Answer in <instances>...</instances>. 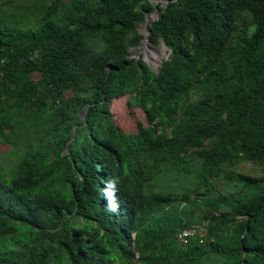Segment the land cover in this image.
Here are the masks:
<instances>
[{"label": "trees", "instance_id": "1", "mask_svg": "<svg viewBox=\"0 0 264 264\" xmlns=\"http://www.w3.org/2000/svg\"><path fill=\"white\" fill-rule=\"evenodd\" d=\"M167 1L154 70L150 0H0V264H264V0Z\"/></svg>", "mask_w": 264, "mask_h": 264}, {"label": "rangeland", "instance_id": "2", "mask_svg": "<svg viewBox=\"0 0 264 264\" xmlns=\"http://www.w3.org/2000/svg\"><path fill=\"white\" fill-rule=\"evenodd\" d=\"M22 2L24 3H30L33 0H19L20 4ZM152 2L153 5H155V0H150ZM16 4V5H18ZM166 4V3H165ZM153 12V11H152ZM151 13V12H150ZM151 15V14H149ZM153 16V15H152ZM154 19V16H153ZM153 19H151V21H153ZM156 20V19H155ZM150 21V23H151ZM141 33L145 36L144 40H146V30L144 28L140 29ZM143 40L142 45L132 49V57H137V58H141L143 57L151 66L154 70H158L160 67V61L161 59H167L168 58V47L165 46L164 42L162 41L160 45H155L154 43H152L150 40L149 42H146ZM197 94H194L193 99L196 100L197 98ZM119 115H121V118L123 119V123H122V128L127 131V132H136L138 131V122L142 119V114L141 112H139L138 110L135 109H131L129 112H119ZM116 118L117 115L115 114ZM143 124H146V122H143ZM120 125V123H119ZM10 145L4 143L2 145H0V156H2V153H6L7 151L10 150ZM251 167L250 164H247L245 167V172L247 173H259L255 170H249V168ZM204 230V228H203ZM213 264H222L223 261L221 259V257L217 256V255H213Z\"/></svg>", "mask_w": 264, "mask_h": 264}, {"label": "water", "instance_id": "3", "mask_svg": "<svg viewBox=\"0 0 264 264\" xmlns=\"http://www.w3.org/2000/svg\"><path fill=\"white\" fill-rule=\"evenodd\" d=\"M160 3H168V1L167 0H157L156 3H155V5H154L155 6V10L153 12H151V13L150 12H146V21L139 27V29L144 28L146 30L147 35H146V40H144L146 42V44L150 40V30H149L148 26H149L151 20H149V18H148L149 17V14H151V15L154 16V19L153 20L158 19V16H159V13H160V7L158 5ZM168 57H169V54H168ZM163 62H164V59H161L159 69L162 67ZM87 112H88V110H85L81 114L82 118L86 119ZM66 152L69 153L70 151L69 150H66Z\"/></svg>", "mask_w": 264, "mask_h": 264}, {"label": "built area", "instance_id": "4", "mask_svg": "<svg viewBox=\"0 0 264 264\" xmlns=\"http://www.w3.org/2000/svg\"><path fill=\"white\" fill-rule=\"evenodd\" d=\"M199 231H200V229H198L197 227H193V228H190V229H184L179 234V238L181 240H187L188 237L194 235L195 233H197Z\"/></svg>", "mask_w": 264, "mask_h": 264}, {"label": "bare ground", "instance_id": "5", "mask_svg": "<svg viewBox=\"0 0 264 264\" xmlns=\"http://www.w3.org/2000/svg\"><path fill=\"white\" fill-rule=\"evenodd\" d=\"M151 19H153V16H152V18H149V20H151Z\"/></svg>", "mask_w": 264, "mask_h": 264}]
</instances>
